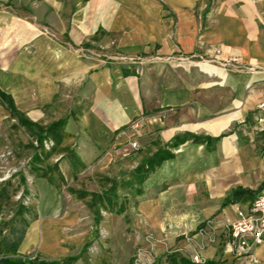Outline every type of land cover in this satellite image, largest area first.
Instances as JSON below:
<instances>
[{"label":"crops","instance_id":"1","mask_svg":"<svg viewBox=\"0 0 264 264\" xmlns=\"http://www.w3.org/2000/svg\"><path fill=\"white\" fill-rule=\"evenodd\" d=\"M84 46L174 58L132 66L79 52ZM199 55L237 57L242 68ZM249 66H264V0H0V95L16 111L0 96V127L9 117L63 126L70 137L61 145L71 143L56 161L63 178H106L101 192L132 196L122 221L130 234H114L117 217L103 220L106 264H130L146 231L159 241L152 264L191 262L195 250L219 264H264V240L251 260L223 250L221 228L214 243L186 238L207 218L233 219L264 189V72ZM139 116L132 137H115ZM39 184L42 212L27 221L17 256L62 260L80 218L73 209L54 216L57 189ZM236 189L251 191L225 201Z\"/></svg>","mask_w":264,"mask_h":264},{"label":"rangeland","instance_id":"2","mask_svg":"<svg viewBox=\"0 0 264 264\" xmlns=\"http://www.w3.org/2000/svg\"><path fill=\"white\" fill-rule=\"evenodd\" d=\"M78 51L106 59H116L115 57L121 54L99 46H84ZM197 59L214 63L223 69L237 68L221 65L224 59H217V57L199 55ZM129 65L139 64L129 63ZM261 68H257L256 71L264 72ZM262 123L261 126L264 127V122ZM50 125L31 122L24 118L9 117L0 127V214L3 217L0 223V236L9 232L13 220L16 224H19L21 219V222L27 223L30 218L42 212L41 204L45 199L43 192L41 193L42 189L38 187L41 181H48L57 189L60 203L58 210L54 211V216H61L67 209H73L71 215L80 218L79 221L77 219L79 224L70 226L69 229L70 235L75 237L69 245L71 256L76 257L72 264H106L109 260L107 250L110 234L103 220L111 216L119 219L117 225L113 227L116 235L125 233L124 231L126 234L131 232L132 225L125 226L123 222L129 221L127 217L132 216L133 210L130 208L132 196L127 193L113 194L110 189L101 192L104 187L110 188V180L98 176L64 179L56 161L62 152L65 153L71 149V143L66 146L61 145L63 140H69L70 132L65 131L63 126ZM138 132L141 133L139 130ZM262 132L263 130H258L260 138L264 141ZM40 136L41 141L38 140ZM120 170L124 171L122 172L124 175L128 169ZM83 235H86V238L84 237L83 242H78L77 238L82 240ZM138 235V239L143 236ZM82 245H84L83 250L80 251Z\"/></svg>","mask_w":264,"mask_h":264},{"label":"built area","instance_id":"3","mask_svg":"<svg viewBox=\"0 0 264 264\" xmlns=\"http://www.w3.org/2000/svg\"><path fill=\"white\" fill-rule=\"evenodd\" d=\"M115 58L123 62L139 64L143 61L167 60L170 57H144L142 55L129 56L120 54V56ZM177 59L180 60L184 58L177 57ZM221 65L237 68L242 67L239 65L237 57L224 59L222 60ZM246 68L256 71L257 68L261 67L249 66ZM261 69L264 71V67ZM263 106L264 103L260 104V107ZM141 121V116L131 120L127 125L118 129L115 137H119L127 132L129 137H132L137 128L140 127ZM130 143L133 148L137 146L136 140H132ZM219 228H221L220 232L223 237L224 251L231 253L234 257H243L253 260V250L264 240V189L253 199L248 208L242 209L236 207L235 217L233 219L225 218L222 223L218 224V221L215 218H207L197 226L193 234L187 235L186 238L188 241H191L194 236H198L202 237L205 243H214L221 235V233H219ZM142 235L143 236L139 239V244L133 252L130 264H152L155 260L154 247L159 241H157L151 233H145ZM190 258L194 262L205 260L197 250L190 254Z\"/></svg>","mask_w":264,"mask_h":264},{"label":"trees","instance_id":"4","mask_svg":"<svg viewBox=\"0 0 264 264\" xmlns=\"http://www.w3.org/2000/svg\"><path fill=\"white\" fill-rule=\"evenodd\" d=\"M2 101L5 103L7 108L11 111V115H15V107L12 104V101L6 97L4 94L0 95ZM23 122V121H22ZM29 122V121H28ZM39 141L42 140V137L40 136L38 138ZM264 186V181L261 183V188ZM250 189H236L230 198H226L225 201L232 202L234 200H237L241 197V193H249ZM26 223L21 222L20 225L11 226L9 229V233H7L6 236L2 237V244H5V251L2 257L0 258V264H72V262L75 260L76 257L70 256L66 257L62 260H53V261H46V260H32L26 256L25 258L17 256V246L21 240V238L24 235V232L26 230ZM11 234V237H9ZM9 237V239H8ZM11 239V240H10ZM182 264H219L217 261H201V262H194L191 260L189 261H183Z\"/></svg>","mask_w":264,"mask_h":264}]
</instances>
